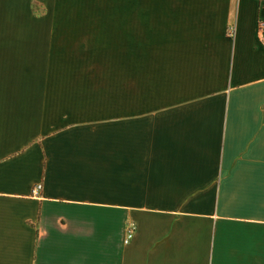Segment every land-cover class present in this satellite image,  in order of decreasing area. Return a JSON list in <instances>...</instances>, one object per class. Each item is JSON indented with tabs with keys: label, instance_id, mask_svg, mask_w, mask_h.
<instances>
[{
	"label": "crops",
	"instance_id": "0c3cea01",
	"mask_svg": "<svg viewBox=\"0 0 264 264\" xmlns=\"http://www.w3.org/2000/svg\"><path fill=\"white\" fill-rule=\"evenodd\" d=\"M0 264H264V0H0Z\"/></svg>",
	"mask_w": 264,
	"mask_h": 264
},
{
	"label": "rangeland",
	"instance_id": "374dc122",
	"mask_svg": "<svg viewBox=\"0 0 264 264\" xmlns=\"http://www.w3.org/2000/svg\"><path fill=\"white\" fill-rule=\"evenodd\" d=\"M128 73H115L113 71L90 72V73H74L75 79L79 75L88 80L89 99L91 110L102 108L106 111L113 110V96L117 79L120 75Z\"/></svg>",
	"mask_w": 264,
	"mask_h": 264
},
{
	"label": "built area",
	"instance_id": "2783aa9c",
	"mask_svg": "<svg viewBox=\"0 0 264 264\" xmlns=\"http://www.w3.org/2000/svg\"><path fill=\"white\" fill-rule=\"evenodd\" d=\"M234 34V30H231L230 35L232 36ZM42 190V185H38L35 187L33 194L37 195Z\"/></svg>",
	"mask_w": 264,
	"mask_h": 264
}]
</instances>
